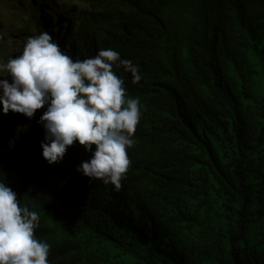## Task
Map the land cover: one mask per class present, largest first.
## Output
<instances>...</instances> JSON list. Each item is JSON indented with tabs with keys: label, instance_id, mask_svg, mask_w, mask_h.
I'll use <instances>...</instances> for the list:
<instances>
[{
	"label": "trees",
	"instance_id": "16d2710c",
	"mask_svg": "<svg viewBox=\"0 0 264 264\" xmlns=\"http://www.w3.org/2000/svg\"><path fill=\"white\" fill-rule=\"evenodd\" d=\"M43 1L68 20L62 51L112 48L142 77L114 68L142 112L119 190L77 171L91 157L78 142L47 163L46 106L0 113V181L38 212L50 264H264V96L249 57L264 66V0H79L76 14ZM253 222L259 244H242Z\"/></svg>",
	"mask_w": 264,
	"mask_h": 264
},
{
	"label": "clouds",
	"instance_id": "9594fccd",
	"mask_svg": "<svg viewBox=\"0 0 264 264\" xmlns=\"http://www.w3.org/2000/svg\"><path fill=\"white\" fill-rule=\"evenodd\" d=\"M56 1L60 12L69 2L71 14L79 10V0ZM38 2L42 10L36 14L45 19L53 38L46 31L37 34L31 26V0H0V113L32 118L46 106L38 123L45 129L41 148L47 163L61 161L67 148L78 142L91 157L77 171L119 190L130 167L127 150L134 146L142 112L140 98L128 96L124 79L114 68L123 67L135 84L142 78L139 66L112 48L74 60L64 52L72 50L65 15L60 23L47 13L43 0ZM49 21L55 22L58 35ZM6 149L16 152L21 147ZM39 222L38 212L22 206L17 193L0 181V264H50V245L35 235Z\"/></svg>",
	"mask_w": 264,
	"mask_h": 264
},
{
	"label": "rangeland",
	"instance_id": "374dc122",
	"mask_svg": "<svg viewBox=\"0 0 264 264\" xmlns=\"http://www.w3.org/2000/svg\"><path fill=\"white\" fill-rule=\"evenodd\" d=\"M48 25L52 28L54 34L58 35L59 29H57L54 21H49ZM252 63L255 66V86L254 90L261 96H264V66L263 61L257 58H254L251 54L249 55ZM9 82H11L10 77H8ZM260 241V229L258 228L256 222L251 224V229L247 233L246 240L242 241V244H248L250 246H256Z\"/></svg>",
	"mask_w": 264,
	"mask_h": 264
},
{
	"label": "bare ground",
	"instance_id": "6f19581e",
	"mask_svg": "<svg viewBox=\"0 0 264 264\" xmlns=\"http://www.w3.org/2000/svg\"><path fill=\"white\" fill-rule=\"evenodd\" d=\"M43 7H45V6H43Z\"/></svg>",
	"mask_w": 264,
	"mask_h": 264
}]
</instances>
